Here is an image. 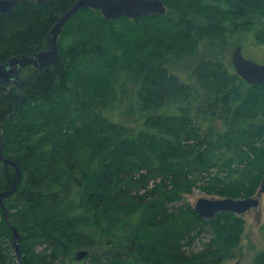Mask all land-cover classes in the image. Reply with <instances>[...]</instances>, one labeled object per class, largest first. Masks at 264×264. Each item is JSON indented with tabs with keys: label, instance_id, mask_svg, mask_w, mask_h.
Returning a JSON list of instances; mask_svg holds the SVG:
<instances>
[{
	"label": "trees",
	"instance_id": "16d2710c",
	"mask_svg": "<svg viewBox=\"0 0 264 264\" xmlns=\"http://www.w3.org/2000/svg\"><path fill=\"white\" fill-rule=\"evenodd\" d=\"M73 1L22 0L0 13V63L46 49ZM161 1L164 14L136 19L77 11L56 60L19 71L24 98L11 119L20 93L0 83L2 154L22 171L4 199L21 263L0 207V264L235 258L241 219L229 211L204 219L183 196L197 187L245 197L264 180V83H246L222 51L242 32L264 45V0ZM12 176L0 159V191ZM80 249L88 253L75 260ZM252 264H264V248Z\"/></svg>",
	"mask_w": 264,
	"mask_h": 264
},
{
	"label": "water",
	"instance_id": "95a60500",
	"mask_svg": "<svg viewBox=\"0 0 264 264\" xmlns=\"http://www.w3.org/2000/svg\"><path fill=\"white\" fill-rule=\"evenodd\" d=\"M22 0H0V13L9 12ZM46 3L49 0H33ZM84 8L99 10L106 19L127 17L136 19L150 14H164L166 8L161 0H74L58 17L49 30L46 41L47 48L32 52L20 53L9 57L5 62L0 63V83L14 84L19 93V100L14 106L8 119L13 118L18 105L22 102L24 95L21 89L19 71L25 66L42 68L52 64L58 55V38L67 20L77 11ZM243 46L236 45L231 52V64L237 73L246 83H264V62H257L247 58L242 52ZM1 129V128H0ZM0 159L13 167V176L8 188L0 191V207L3 209L5 219L11 229V242L16 254V259L21 263V250L18 242L20 233L8 219L4 199L11 196L17 189L22 178V171L16 161L9 159L2 154V143L0 141ZM264 193V180L254 195L245 197H199L193 204L194 211L204 219H210L217 213L229 211L237 215L260 206L261 196ZM85 249L77 250L74 254L76 260H82L87 255ZM229 264H241L235 260Z\"/></svg>",
	"mask_w": 264,
	"mask_h": 264
},
{
	"label": "rangeland",
	"instance_id": "374dc122",
	"mask_svg": "<svg viewBox=\"0 0 264 264\" xmlns=\"http://www.w3.org/2000/svg\"><path fill=\"white\" fill-rule=\"evenodd\" d=\"M166 12V11H165ZM246 32L242 34H236L232 37H227L228 44L224 46L223 53L227 59H230L232 49L241 44L243 46L242 52L245 57L253 59L257 62H264V45L259 46L251 44L247 38H244ZM241 41V42H240ZM231 61V59H230ZM179 67L177 73L182 75L183 78H187L189 68L184 67V62L177 64ZM220 197L215 194H208L200 188H193L192 193L185 194L183 200L189 203L192 208L193 204L199 197ZM263 210H264V193L261 196L260 206L257 209L248 210L245 213L237 215L242 221V232L239 241L236 246V256L229 263L238 260L241 264H252V257L255 252L264 248V227L263 223ZM206 238H208V235ZM203 240H207L205 239ZM200 244H196L195 248L199 247ZM75 254V253H74Z\"/></svg>",
	"mask_w": 264,
	"mask_h": 264
},
{
	"label": "bare ground",
	"instance_id": "6f19581e",
	"mask_svg": "<svg viewBox=\"0 0 264 264\" xmlns=\"http://www.w3.org/2000/svg\"><path fill=\"white\" fill-rule=\"evenodd\" d=\"M76 260V259H75Z\"/></svg>",
	"mask_w": 264,
	"mask_h": 264
}]
</instances>
